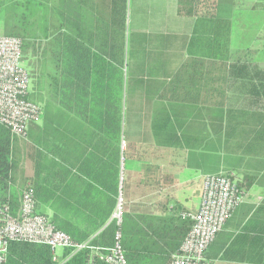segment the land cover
I'll list each match as a JSON object with an SVG mask.
<instances>
[{"label": "crops", "instance_id": "1", "mask_svg": "<svg viewBox=\"0 0 264 264\" xmlns=\"http://www.w3.org/2000/svg\"><path fill=\"white\" fill-rule=\"evenodd\" d=\"M74 1L85 10L89 23H93L90 31L96 34L99 50L115 53L120 38H124L119 202L123 199L127 210L145 217L147 224L169 221L183 212L190 217L198 213L207 176L227 173L240 181L248 179V183L252 178L245 189V202L216 238L225 244V249L237 242L236 255L231 260L225 259L223 251L209 261L210 264H255L250 261L264 260V0H209L210 7L215 6L213 20L180 16L178 0ZM120 7L125 10L123 35ZM216 20L228 23L225 34L230 38V52L244 54L241 61L231 60L227 65L225 105L162 100L161 93L189 57L193 41L195 54L217 51ZM35 62L36 59L33 62L36 65ZM38 86L36 81L34 100L31 92L28 99L41 106L40 120H44L48 101L44 98L45 86L40 92L36 90ZM51 104L56 114H60L50 124V142L58 151L60 141L69 137L67 130L76 128L71 126L76 119L68 112L64 115L65 111L56 102ZM62 116L68 118L66 125L58 120ZM44 122L31 125L27 140L14 138L20 151L16 186L19 191L25 178L22 171L33 165L34 172L36 146L31 134L42 129ZM50 160L57 174L61 161L53 156ZM55 181L58 184L59 178ZM42 208L38 204L39 212ZM44 212L49 219L53 217L52 210L44 209ZM65 251H58L57 259L63 261ZM74 255L70 254L64 263Z\"/></svg>", "mask_w": 264, "mask_h": 264}, {"label": "trees", "instance_id": "2", "mask_svg": "<svg viewBox=\"0 0 264 264\" xmlns=\"http://www.w3.org/2000/svg\"><path fill=\"white\" fill-rule=\"evenodd\" d=\"M178 14L216 18L215 6L210 7L209 0H178ZM86 16L74 0H0L2 33L22 39L24 55L36 59L32 66L40 73L38 88L42 90L46 81L52 84V100H48L45 111L56 102L80 122L72 125L75 129L67 130L69 137L60 141L58 151L51 145L47 122L31 134L36 146L34 172L22 180L21 191L16 189L20 151L9 130L0 125V209L8 206L13 216L18 215L23 192L31 191L37 208L38 204L43 207L39 213L47 217L44 209L52 210L50 220L55 229L69 235L74 243L89 242L91 247L105 251L119 242L127 264H171L173 254L169 252H177L191 230L189 215L183 212L169 221L147 224L145 217L129 212L123 205L121 221L114 217L119 204L123 136L124 38H120L115 53L99 50L96 34L90 31L94 25ZM119 17L123 35L125 10L121 7ZM39 20L43 26L38 25ZM216 24L217 51L195 54L193 41L189 57L161 93L162 100L225 105L227 65L231 60L241 61L244 54L230 52V38L225 34L228 23L216 20ZM50 156L61 161L57 174ZM55 178H59L58 184ZM249 183L248 179H238L237 186L245 191ZM224 245L215 239L207 258L215 260L224 251L225 259H233L237 242L228 249ZM71 252L66 250L62 261L50 247L14 241L9 244L6 264H109L94 257L91 249L76 253L64 263ZM250 262L264 264V260Z\"/></svg>", "mask_w": 264, "mask_h": 264}, {"label": "built area", "instance_id": "3", "mask_svg": "<svg viewBox=\"0 0 264 264\" xmlns=\"http://www.w3.org/2000/svg\"><path fill=\"white\" fill-rule=\"evenodd\" d=\"M23 46L22 39L0 31V125L8 129L12 137L27 140L31 125L37 123L43 113L40 105L28 99L32 78L23 64ZM31 61L34 59L30 57ZM237 184L238 180L227 173L204 179L200 210L191 216V230L172 255L171 264H210L209 246L246 200L245 191ZM122 210L123 199L114 215L119 222ZM14 241L50 247L55 255L60 250H72L70 254H76L91 249L94 257L109 264H127L119 242L113 249L104 251L91 247L89 242L76 244L69 235L56 230L51 220L39 213L31 191L23 192L18 215L13 216L8 206L0 209V264H6L9 244Z\"/></svg>", "mask_w": 264, "mask_h": 264}, {"label": "rangeland", "instance_id": "4", "mask_svg": "<svg viewBox=\"0 0 264 264\" xmlns=\"http://www.w3.org/2000/svg\"><path fill=\"white\" fill-rule=\"evenodd\" d=\"M255 24V23H254ZM264 24V23H263ZM38 25L39 26H43L44 25V23L43 22H41L40 20L38 21ZM256 25V24H255ZM2 29H4V20H0V30H2ZM3 31V30H2ZM39 36H38V38L39 39H42L41 38V33H39L38 34ZM246 34H245V38H246ZM30 56H31V54H28V55H26L25 56V61H24V67L27 69V70H29V72H30V74H31V78H32V81H31V100H34L33 98H34V96H33V93H34V91H33V86H34V83L36 82V81H38V79H39V76H40V73H39V71L38 70H34L32 67V64H33V62L31 61L30 62ZM130 58H131V47L129 48V46H128V50H127V59H128V61L130 62ZM126 78H130V69L128 70V74L126 73ZM44 85V82H43V84H42V86ZM36 90H38L39 92H40V89L39 88H37L36 87ZM125 96H126V92H125ZM51 97H52V84H51V82L50 81H46L45 82V91H44V98L48 101V100H52L51 99ZM55 109L56 108H54V105H50V107L45 111V117H44V120H40V121H38L39 123V125H42L43 124V121H45V122H47L49 125L51 124V122L53 121V120H55V118H56V116L57 115H59L60 116V114H56V112H55ZM64 113V115H67V113L66 112H63ZM56 114V115H55ZM57 119V118H56ZM59 121H62V122H64V124L66 125L67 123H68V118H66V117H60L59 119H58ZM80 124V122L78 121V120H76V122H74L73 123V125H78V124ZM71 126H72V124H71ZM33 173V165H31L30 167L28 166L27 167V169H24L23 171H22V175L24 176H29V175H31ZM20 176H21V174H20Z\"/></svg>", "mask_w": 264, "mask_h": 264}]
</instances>
